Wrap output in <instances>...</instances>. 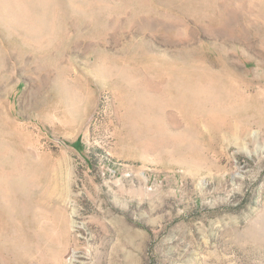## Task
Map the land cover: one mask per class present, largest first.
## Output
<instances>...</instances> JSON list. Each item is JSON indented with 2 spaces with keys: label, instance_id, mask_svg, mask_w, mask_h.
I'll return each instance as SVG.
<instances>
[{
  "label": "rangeland",
  "instance_id": "374dc122",
  "mask_svg": "<svg viewBox=\"0 0 264 264\" xmlns=\"http://www.w3.org/2000/svg\"><path fill=\"white\" fill-rule=\"evenodd\" d=\"M0 264H264V0H0Z\"/></svg>",
  "mask_w": 264,
  "mask_h": 264
},
{
  "label": "bare ground",
  "instance_id": "6f19581e",
  "mask_svg": "<svg viewBox=\"0 0 264 264\" xmlns=\"http://www.w3.org/2000/svg\"><path fill=\"white\" fill-rule=\"evenodd\" d=\"M230 124H232V122Z\"/></svg>",
  "mask_w": 264,
  "mask_h": 264
}]
</instances>
